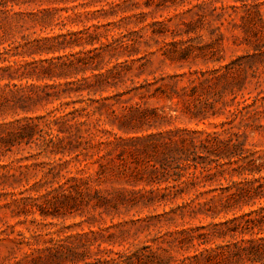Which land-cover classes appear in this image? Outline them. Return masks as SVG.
Returning a JSON list of instances; mask_svg holds the SVG:
<instances>
[{
	"label": "rangeland",
	"instance_id": "374dc122",
	"mask_svg": "<svg viewBox=\"0 0 264 264\" xmlns=\"http://www.w3.org/2000/svg\"><path fill=\"white\" fill-rule=\"evenodd\" d=\"M246 17L249 26L245 28ZM3 23L9 39L5 46L21 44L22 56L12 57V63L37 67L32 73L43 78L30 76L17 82L34 87L28 92L31 101L0 118V126L34 123L40 131L36 137H42L29 146L0 149V264H86L106 258L108 251L168 248L167 242L178 232L222 224L264 206V201H258L215 219L202 215L182 219L173 210L194 193H183L171 202H152L172 190L174 182L148 184L151 174L145 168V156H118L120 149L111 152L110 147L99 154L97 149L85 150L88 133L71 138L75 153L55 152L48 144L52 122L53 133L62 131L68 149L67 138L75 134L68 126L74 117L88 123L100 117L104 129L124 140L174 130L220 132L235 105L246 101L254 104L250 111L258 110L252 126L246 128L238 120L233 126L245 134L246 148L264 162V0H21ZM73 35L83 40L76 42ZM121 41L126 44L121 46ZM101 43L110 46L100 49ZM187 47L192 48L187 61L172 62L162 55ZM231 63L236 81L232 88L218 81L195 94L214 103L219 110L216 117L194 119L184 114V105L177 100L152 95L161 85L156 81L163 77L215 70L219 76ZM180 86H189L186 78ZM71 88L80 90L72 93ZM137 105L173 119L151 128L142 124L143 130L129 135L110 124ZM82 108L90 112L89 119L86 112L72 114ZM88 129V125L82 127ZM79 151L82 154L77 157ZM249 178H264V171ZM221 184L227 185L213 183L201 191ZM256 233L246 234L245 239L263 236ZM230 241L235 242L230 237L217 239L205 248ZM82 255H87L84 262L78 258Z\"/></svg>",
	"mask_w": 264,
	"mask_h": 264
},
{
	"label": "trees",
	"instance_id": "16d2710c",
	"mask_svg": "<svg viewBox=\"0 0 264 264\" xmlns=\"http://www.w3.org/2000/svg\"><path fill=\"white\" fill-rule=\"evenodd\" d=\"M31 1L35 0H27V2ZM40 1L63 2L65 0ZM94 1L100 2L102 0ZM20 2L21 0H0V118L8 114H15L18 109L24 107V102L31 101L28 92H31L34 87H24L17 82H22L30 76L43 78L32 73L37 67L33 68L28 63H12V57L22 56L19 53L20 43L15 45V42H10L8 46H5L9 39L4 30L3 22L8 19L9 13L13 12L14 6L20 5ZM243 21L245 28L248 27L249 24H246L248 17L243 18ZM245 28L243 27V29ZM254 33L258 35L256 30ZM152 34L157 35L158 33L153 31ZM72 37H76V35ZM80 40H83L82 37L75 41L80 42ZM95 40L90 41V44H93ZM120 44L124 46L126 43L121 41ZM176 45L174 43L172 46L176 49ZM107 46L110 45L101 43L100 49ZM37 47L40 45L38 44ZM191 52L192 48L187 47L183 50L164 51L162 55L172 62L187 61ZM96 54L97 57H101L98 52ZM231 65L232 63L224 66L221 70L225 72L219 76L217 75L219 70H215L212 72L196 71L189 74H175L168 76V79L163 77L156 81V84L161 82V85L155 89L152 95L157 99L177 100L184 105V114L194 119L203 121L210 117H216L219 110L215 109L214 103L204 102L203 98L196 97L195 94L198 89L210 87L218 81H225L227 86L232 88L236 81L232 77L234 67ZM182 78L187 79L189 86H180ZM240 82L238 81L239 84ZM79 90L70 89L72 93L79 92ZM236 97L235 95L234 98ZM252 107L254 104H246V101L238 102L229 116L230 121L223 124L220 132L174 130L130 140H124L113 130L104 129L100 117L96 118L93 123H88L87 120L78 121L74 117L70 120L73 121V124L68 126L70 130L75 131L73 137L67 138L70 142L68 149L64 146L66 139L60 136L62 131L53 133L52 122L48 124L50 128L48 144L53 147L55 152L65 153L67 150L69 153H75L77 147L71 143V138H83L82 134L88 133L86 140L89 145L85 150L97 149L96 154H99L102 148L110 147L111 152L120 149L121 153L118 156H123L126 153H129L130 156H145V168L151 174L150 179L147 180L148 184L170 180L174 182L172 190L162 194L157 199H151L152 202H171L183 193L193 192L194 197H190L187 202L178 206L177 209L173 210L174 213H179L182 219H196L200 215L215 219L222 214L228 215L233 211L241 210L244 206H253L258 201H264V178L253 180L249 178V176L254 177L263 173V158L261 156L256 157L253 151L246 148L247 138L245 134L236 131V127L233 126V123L238 120L239 124L250 128L252 126L250 121L254 120L258 114L257 109L249 110ZM128 110L130 111L123 118L118 119V121L113 120L110 123L127 135L136 134L138 130H143L142 124H148V127L151 128V124L157 122L170 123L168 119H173L172 116L168 118L166 115L160 114L157 109L141 110L139 105L130 107ZM77 112L81 115L86 112L84 116L90 118V112L86 108L75 109L72 114ZM114 113L112 112V115ZM226 124L230 127H224ZM85 125H88L90 130H82ZM39 132L38 125L34 123L21 124L17 122L0 126V149L4 148L6 151H11L14 147L29 146L36 140H41V136L36 137ZM126 147H133L134 149L127 151ZM80 154H82L81 151L76 156L78 157ZM222 181H225L227 185L221 184L217 188L205 192L201 191L207 186H212L213 183H221ZM206 194H212V196L201 200ZM121 197L124 198V195L120 194ZM123 200L125 204L129 203V201ZM113 206L118 209V205ZM255 231H257V235L262 234L263 236L257 239L252 237L245 239L246 234L252 236ZM236 236L240 237L239 241L235 239ZM227 237L235 240V242L230 241L225 245H216L215 248H205L212 241L225 240ZM171 240L167 242L168 248L153 249L150 246H144L129 252L114 253L108 251L106 258H96V262L86 264H264V206H261L257 211L245 214L241 218H234L222 224L196 227L190 231L178 232L177 236ZM190 250H194V254L190 255ZM86 257L87 255L78 256L82 262L85 261Z\"/></svg>",
	"mask_w": 264,
	"mask_h": 264
}]
</instances>
